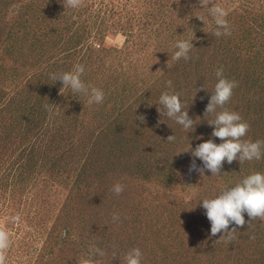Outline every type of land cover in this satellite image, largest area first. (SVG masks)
<instances>
[{
    "label": "rangeland",
    "instance_id": "obj_1",
    "mask_svg": "<svg viewBox=\"0 0 264 264\" xmlns=\"http://www.w3.org/2000/svg\"><path fill=\"white\" fill-rule=\"evenodd\" d=\"M215 3L228 12L231 35H212L199 0H83L78 9L62 0H0L6 264H76L90 246L104 252L97 264H122L136 247L142 264H264V222L247 223L245 213L243 227L229 225L234 239L221 238L223 230L212 236L201 201L264 173V156L242 166L225 160L212 175L190 171L203 162L184 152L223 142L211 135L213 115L204 116L221 67L238 85L226 107L250 125L243 139L264 140V0ZM195 15L208 19L206 28ZM178 39L192 40L187 61L171 60ZM76 64L86 84L103 90V103L60 92L52 75ZM164 91L181 94L191 129L158 112Z\"/></svg>",
    "mask_w": 264,
    "mask_h": 264
},
{
    "label": "clouds",
    "instance_id": "obj_2",
    "mask_svg": "<svg viewBox=\"0 0 264 264\" xmlns=\"http://www.w3.org/2000/svg\"><path fill=\"white\" fill-rule=\"evenodd\" d=\"M62 2L65 8L78 9L82 6L83 0H62ZM199 5L200 8L208 9V15L212 17L215 25L212 35L215 37L231 35L227 20L228 12L223 6L215 3V0H199ZM195 16L204 22L206 28L208 19L203 15ZM174 47L176 50L171 53V60L179 61L183 58L187 61L190 59L189 53L194 45L192 40L178 39ZM168 67H170L169 64ZM83 73L84 66L76 64L71 71L53 74L51 78L63 82L60 89L62 94H64V88H70L73 93L87 96L89 105L103 103L105 97L103 90L86 84L81 79ZM215 75L217 82L213 90L210 91L212 95L206 106L204 116L213 115V119L207 120L209 125L215 126L211 135L220 138L223 142L216 143L213 139H208L198 144L194 149L190 147L184 152L190 150L193 157L200 158L203 162V167L197 168L193 161L190 171L197 170L203 174L207 169L211 171L212 175H219L225 160L228 164L238 160L241 166L245 161L260 160L264 156V152H262L264 140L243 139L250 125L243 120L238 112L226 107L232 97L233 89L238 86L237 82L225 77L222 67L216 70ZM166 86L171 88L172 81H166ZM157 105L161 116L174 119L185 130L193 127L194 120L190 118L188 110H185L179 92L164 91L160 95ZM161 106L164 109L163 112ZM140 119H143V117H140ZM174 138V135H171L167 140L171 141ZM201 138L198 137V139ZM123 190L124 186L121 183L117 182L113 185L112 191L116 195H120ZM201 201L203 208L206 210L207 218L211 222V235L216 236L223 230L224 235L221 238L226 234L228 239L232 240L235 238L234 233L237 227H243L246 223L245 213L250 217L247 223L256 219L264 222V173L253 172L241 181L236 182L234 186L223 188L218 193H214L213 196L204 198ZM12 219L18 222L19 216ZM114 219H118V216H114ZM230 224L237 227H233L229 231ZM64 234L62 233V235ZM251 238L255 239V236L252 235ZM10 245V233L0 226V264H6V253ZM97 255L103 256V250L99 247L90 246L88 255L76 258V264H97L94 259ZM121 261L122 264H142L141 249L138 247L130 249Z\"/></svg>",
    "mask_w": 264,
    "mask_h": 264
}]
</instances>
